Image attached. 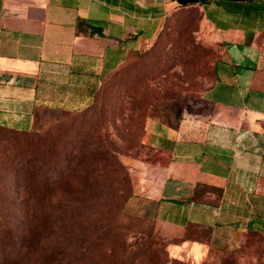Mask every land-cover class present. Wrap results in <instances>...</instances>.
Returning a JSON list of instances; mask_svg holds the SVG:
<instances>
[{"label":"crops","instance_id":"1","mask_svg":"<svg viewBox=\"0 0 264 264\" xmlns=\"http://www.w3.org/2000/svg\"><path fill=\"white\" fill-rule=\"evenodd\" d=\"M195 5L223 43L213 80L173 122L149 119L128 208L183 237L172 258L264 236V0ZM174 0H0V127L29 132L88 107L103 79L159 33Z\"/></svg>","mask_w":264,"mask_h":264},{"label":"rangeland","instance_id":"2","mask_svg":"<svg viewBox=\"0 0 264 264\" xmlns=\"http://www.w3.org/2000/svg\"><path fill=\"white\" fill-rule=\"evenodd\" d=\"M195 4L169 15L82 111L29 132L0 128V244L10 239L0 264H264V236L255 233L237 246L212 245L201 263L174 259L171 242L207 239L210 230L175 232L128 208L136 196L132 161L164 160L148 154V120L173 122L212 82L222 55Z\"/></svg>","mask_w":264,"mask_h":264},{"label":"trees","instance_id":"3","mask_svg":"<svg viewBox=\"0 0 264 264\" xmlns=\"http://www.w3.org/2000/svg\"><path fill=\"white\" fill-rule=\"evenodd\" d=\"M180 6H182V5H180ZM6 129L12 130V129H9V128H6ZM27 203L30 205L31 208H33V212H32V215H31V219L36 220L34 218L37 217L38 215H40V212H41L40 209H39V203H38L37 197L36 196H32L31 199L27 200ZM29 214H30V212L28 211L27 215L23 218L25 221H27ZM32 223H33V221H32ZM8 232H9V230H8ZM9 242H10L9 237L7 235L4 236L3 242H2V244H0V251H1V253L6 252V246H7V244H9ZM2 257H0V258H2ZM174 259H177V258H174ZM5 261L6 260L4 259V262ZM0 262H3V260H1Z\"/></svg>","mask_w":264,"mask_h":264},{"label":"water","instance_id":"4","mask_svg":"<svg viewBox=\"0 0 264 264\" xmlns=\"http://www.w3.org/2000/svg\"><path fill=\"white\" fill-rule=\"evenodd\" d=\"M174 1H176V3L179 5H188V4L198 3V2H202L206 0H174ZM237 1H241V0H237Z\"/></svg>","mask_w":264,"mask_h":264}]
</instances>
